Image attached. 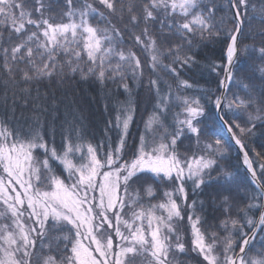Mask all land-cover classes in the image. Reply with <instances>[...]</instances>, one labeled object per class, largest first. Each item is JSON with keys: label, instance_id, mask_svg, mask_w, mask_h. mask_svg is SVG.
<instances>
[{"label": "snow or ice", "instance_id": "1", "mask_svg": "<svg viewBox=\"0 0 264 264\" xmlns=\"http://www.w3.org/2000/svg\"><path fill=\"white\" fill-rule=\"evenodd\" d=\"M0 89V264H264V0H0Z\"/></svg>", "mask_w": 264, "mask_h": 264}, {"label": "trees", "instance_id": "2", "mask_svg": "<svg viewBox=\"0 0 264 264\" xmlns=\"http://www.w3.org/2000/svg\"><path fill=\"white\" fill-rule=\"evenodd\" d=\"M245 43H252V41H245ZM260 41L257 40L256 44L259 45ZM129 45H125L127 47ZM209 49H212V45L208 46ZM207 51V50H205ZM215 56L219 57L220 50L216 48ZM257 63H259L257 61ZM183 75V74H182ZM193 76V79L198 81V83L204 87H215V78H210L205 75V78L201 79L197 73H190ZM78 79V78H77ZM211 80V82H207ZM35 88V85H33ZM111 89H114V85L108 86ZM45 90L44 85L41 86V91ZM49 92H55V96L59 102V110L61 115L63 114L66 107L76 108L79 111V114L83 116V125L85 128V139L93 140L94 143H98L104 137V129L107 119L109 118L107 114L103 111L104 100L102 99V94L100 91V87L97 84L89 82H77L73 80L66 81L64 85L58 86L55 83L49 86ZM105 92L108 89L104 90ZM3 92V89H0V93ZM123 98V97H121ZM148 98L147 90L141 88L139 90V107L136 113V121L131 126V134L129 136V140L133 138V136H139L138 129H142L143 122L142 117H146L148 112L151 110V103L148 102L146 105V101ZM50 102V101H49ZM11 103V101H9ZM147 108V110H145ZM2 111V109H0ZM19 112V108H18ZM59 123V122H57ZM259 127L257 128V132H259ZM115 138V133H112ZM94 138V139H93ZM56 142L59 144L60 136L59 130L57 131ZM261 138L259 136L249 139L248 144L251 147L253 144L256 145L257 150H260L259 145L261 143ZM237 159V154L235 150L231 153L230 162L235 164ZM227 161H221V163H226ZM191 199V197H190ZM194 255V254H193Z\"/></svg>", "mask_w": 264, "mask_h": 264}]
</instances>
